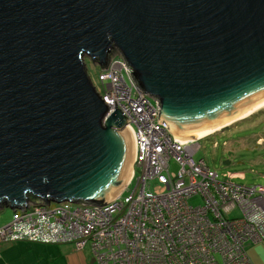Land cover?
<instances>
[{"label": "water", "instance_id": "obj_1", "mask_svg": "<svg viewBox=\"0 0 264 264\" xmlns=\"http://www.w3.org/2000/svg\"><path fill=\"white\" fill-rule=\"evenodd\" d=\"M115 49L180 143L264 104V0H0V209L126 185L134 134L84 60Z\"/></svg>", "mask_w": 264, "mask_h": 264}, {"label": "built area", "instance_id": "obj_2", "mask_svg": "<svg viewBox=\"0 0 264 264\" xmlns=\"http://www.w3.org/2000/svg\"><path fill=\"white\" fill-rule=\"evenodd\" d=\"M97 78L107 114L116 104L135 137L130 179L103 204L28 201L0 227V243H72L96 264H251L246 246L264 240V187L222 181L196 160L200 139L180 143L158 122L157 101L117 49ZM152 181L161 193H147ZM195 197L200 203L190 204Z\"/></svg>", "mask_w": 264, "mask_h": 264}, {"label": "rangeland", "instance_id": "obj_3", "mask_svg": "<svg viewBox=\"0 0 264 264\" xmlns=\"http://www.w3.org/2000/svg\"><path fill=\"white\" fill-rule=\"evenodd\" d=\"M84 60L87 74L99 91V65L90 58L85 57ZM199 138V150L194 157L196 160L202 158L216 172L218 179L245 187H264V105L244 118ZM171 170L177 172L178 166L172 163ZM147 193L156 195L161 193V189L152 181L147 186ZM189 203L199 204L200 198H191ZM55 205L72 208L74 204L65 201ZM12 216L11 208L0 209V227L7 225Z\"/></svg>", "mask_w": 264, "mask_h": 264}, {"label": "crops", "instance_id": "obj_4", "mask_svg": "<svg viewBox=\"0 0 264 264\" xmlns=\"http://www.w3.org/2000/svg\"><path fill=\"white\" fill-rule=\"evenodd\" d=\"M246 253L251 264H264V240L248 244ZM0 264L96 263L88 247L77 250L72 243L41 244L17 241L0 243Z\"/></svg>", "mask_w": 264, "mask_h": 264}, {"label": "bare ground", "instance_id": "obj_5", "mask_svg": "<svg viewBox=\"0 0 264 264\" xmlns=\"http://www.w3.org/2000/svg\"><path fill=\"white\" fill-rule=\"evenodd\" d=\"M263 105H264V104H263ZM263 105H261V106H263ZM261 106H259V107H261ZM259 107H257V108H255V109H253V110H251V111L245 113L244 115H242V116H240V117H238V118H236V119L230 121V123L233 122V121L240 120V119L244 118L245 116H247V115L251 114L252 112H254L255 110H257ZM230 123H229V124H230ZM226 125H228V124H226ZM226 125H224V126H226ZM224 126H221V127L217 128V129H215V130H213V131H210V132H208V133H206V134H204V135H202V136H200V137H203V136L208 135V134H210V133H213V132H215V131H217V130H220V129L223 128ZM198 138H199V137H198Z\"/></svg>", "mask_w": 264, "mask_h": 264}, {"label": "trees", "instance_id": "obj_6", "mask_svg": "<svg viewBox=\"0 0 264 264\" xmlns=\"http://www.w3.org/2000/svg\"><path fill=\"white\" fill-rule=\"evenodd\" d=\"M29 199H30V201H36V198L34 196H29Z\"/></svg>", "mask_w": 264, "mask_h": 264}, {"label": "clouds", "instance_id": "obj_7", "mask_svg": "<svg viewBox=\"0 0 264 264\" xmlns=\"http://www.w3.org/2000/svg\"><path fill=\"white\" fill-rule=\"evenodd\" d=\"M97 64V63H96ZM98 65V64H97Z\"/></svg>", "mask_w": 264, "mask_h": 264}]
</instances>
